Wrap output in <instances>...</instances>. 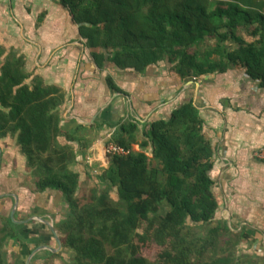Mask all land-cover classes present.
Here are the masks:
<instances>
[{
	"label": "trees",
	"instance_id": "trees-1",
	"mask_svg": "<svg viewBox=\"0 0 264 264\" xmlns=\"http://www.w3.org/2000/svg\"><path fill=\"white\" fill-rule=\"evenodd\" d=\"M254 1L61 0L99 66L111 61L119 69L144 72L169 59L181 76L199 77L236 63L264 83V13L248 8ZM242 28L257 40L244 41L238 35ZM230 40L238 48L230 50ZM4 54L0 45V139L15 138L37 191L62 192L69 211L57 227L74 252L71 264H264L263 256L238 253L250 238L246 232L217 219L215 148L193 101L148 122L141 151L133 148L137 121L125 120L111 141L132 152L109 155L110 167L88 193L72 168L75 148L59 141L60 136L75 141L86 126L64 130L66 93L41 78L29 82L25 59ZM108 82L121 91L111 76ZM203 226L208 228L200 234ZM17 237L12 219L3 220L0 264H9L6 246ZM153 245L160 251L151 258L145 250Z\"/></svg>",
	"mask_w": 264,
	"mask_h": 264
},
{
	"label": "crops",
	"instance_id": "crops-1",
	"mask_svg": "<svg viewBox=\"0 0 264 264\" xmlns=\"http://www.w3.org/2000/svg\"><path fill=\"white\" fill-rule=\"evenodd\" d=\"M254 2L248 8L259 7L264 13V0ZM238 35L248 43L257 40L245 28ZM227 42L230 50L239 46ZM0 45L5 49L4 58L14 52L25 59L29 82L41 78L66 93L61 107L64 130L86 126L75 141L59 137L61 143L75 148L72 168L80 172L83 184L91 183V177L100 183L98 175L111 164L107 144L125 120L137 121L140 132L133 148L141 151L148 122L166 119L178 106L193 101L215 148L213 177L220 200L217 219L227 221L232 231L250 236L243 241L246 254L264 257V160L256 155L264 146L262 79L236 63L199 77L181 76L169 59L144 72L119 69L111 61L99 66L94 49L87 46L79 24L61 0H0ZM109 76L120 92L111 88ZM146 152L153 156L152 147ZM65 204L59 190H36L32 170L15 138H1L0 217L11 218L18 234L17 239H11L15 245L7 249L9 264H44L50 253L58 255L64 245L51 225L62 237L57 215ZM39 244L46 248L31 255Z\"/></svg>",
	"mask_w": 264,
	"mask_h": 264
},
{
	"label": "rangeland",
	"instance_id": "rangeland-1",
	"mask_svg": "<svg viewBox=\"0 0 264 264\" xmlns=\"http://www.w3.org/2000/svg\"><path fill=\"white\" fill-rule=\"evenodd\" d=\"M30 168V167H29ZM32 170V169H31ZM103 174V173H102ZM101 174V175H102ZM100 174L98 175V176H101ZM35 179V178H34ZM91 180H92V182L90 183L89 181H87V182H85L84 184H83V186H84V188L85 189H83V190H86L88 193H89V191H91V189H92V187H94L95 185H97L96 183H98V181L96 180V178H94V177H91ZM98 180H100V179H98ZM105 186H103V185H101V187L100 188H104ZM112 194L115 196V197H118V195H117V189L116 188H114L113 189V192H112ZM65 202V201H64ZM66 203V202H65ZM68 205V204H67ZM66 204H65V206H63V208H61V210L59 211V214L57 215V217H58V219H64V218H66L67 217V213H68V211H69V208H68V206H67ZM0 219L1 220H3V218L2 217H0ZM3 222V221H2ZM207 226H203V227H200V228H197V231L200 233V234H203V233H205L206 232V230H207ZM61 241H62V245H64V243H63V236L61 237ZM10 245H15V244H12L11 243V239H10V241H9V243L7 244V249L9 248V246ZM23 245V244H22ZM257 246V245H256ZM14 247H12V248H10L11 250L13 249ZM56 248V247H55ZM256 248V247H255ZM246 249L247 248H245L244 247V245H243V242L237 247V251H238V253L239 254H244V253H246ZM159 251H160V247L159 246H157V245H153V246H151V247H149V248H147L146 250H145V254L146 255H148L149 257H155L156 256V254H158L159 253ZM259 253V252H258ZM255 254V253H254ZM255 255H259V254H255ZM262 255V254H261ZM25 256V255H24ZM23 256V258L25 259V257ZM15 257V255H13L12 254V256L10 257L11 258V260H13V258ZM74 257V252L70 249V248H68V247H66V246H64L61 250H60V252L58 253V255H56V256H49V259L48 260H46V262L44 263V264H71V260H72V258ZM261 257V256H260ZM8 260V259H7ZM13 263V262H12ZM14 264V263H13Z\"/></svg>",
	"mask_w": 264,
	"mask_h": 264
},
{
	"label": "built area",
	"instance_id": "built-area-1",
	"mask_svg": "<svg viewBox=\"0 0 264 264\" xmlns=\"http://www.w3.org/2000/svg\"><path fill=\"white\" fill-rule=\"evenodd\" d=\"M106 151L108 155H128L132 152V149L110 141L107 144ZM256 155L261 160H264V146L257 150Z\"/></svg>",
	"mask_w": 264,
	"mask_h": 264
},
{
	"label": "water",
	"instance_id": "water-1",
	"mask_svg": "<svg viewBox=\"0 0 264 264\" xmlns=\"http://www.w3.org/2000/svg\"><path fill=\"white\" fill-rule=\"evenodd\" d=\"M51 229L53 230L54 234H55L56 237H57L58 242H59L60 245H61V244H62L61 237H60V235L58 234L56 228H55L53 225H51ZM45 248H46L45 245L39 246V247H37V248L34 249V251L31 253V255H34L37 251L43 250V249H45ZM30 258H31V257H30Z\"/></svg>",
	"mask_w": 264,
	"mask_h": 264
},
{
	"label": "flooded vegetation",
	"instance_id": "flooded-vegetation-1",
	"mask_svg": "<svg viewBox=\"0 0 264 264\" xmlns=\"http://www.w3.org/2000/svg\"><path fill=\"white\" fill-rule=\"evenodd\" d=\"M42 244H39V245H36V247H39V246H41Z\"/></svg>",
	"mask_w": 264,
	"mask_h": 264
}]
</instances>
